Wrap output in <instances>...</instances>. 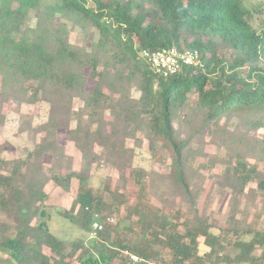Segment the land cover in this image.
I'll list each match as a JSON object with an SVG mask.
<instances>
[{
	"label": "trees",
	"instance_id": "trees-1",
	"mask_svg": "<svg viewBox=\"0 0 264 264\" xmlns=\"http://www.w3.org/2000/svg\"><path fill=\"white\" fill-rule=\"evenodd\" d=\"M66 21L85 35L97 29L96 40L72 44ZM171 46L198 50L202 65L153 73L141 52ZM76 99L82 106L74 111ZM37 100L49 106L36 127L39 141L16 158H0V251L12 264H134L129 254L141 259L135 264H264V250L253 255L264 246V232L252 222L244 230L236 219L249 181L264 198V137L255 134L264 130V0H0V127L7 105ZM59 129L80 152L79 171L59 143ZM139 134L150 140L152 154H169L164 179L190 209L184 233L158 209L139 211L145 234L113 238L117 226H105L87 242H70L51 233L44 208L50 179L68 190L77 178L76 196L60 214L88 234L93 213L107 208L89 185L93 163L107 162L120 176L135 172L142 188L131 167L135 150L125 145ZM206 137L225 149L223 157L204 151ZM49 151L63 173H46ZM216 161L224 165L220 188L231 191L223 234L213 233L194 208V177ZM230 233H237L232 242ZM228 247L237 249L233 256Z\"/></svg>",
	"mask_w": 264,
	"mask_h": 264
},
{
	"label": "rangeland",
	"instance_id": "rangeland-1",
	"mask_svg": "<svg viewBox=\"0 0 264 264\" xmlns=\"http://www.w3.org/2000/svg\"><path fill=\"white\" fill-rule=\"evenodd\" d=\"M260 19L261 17L255 14L252 21L256 24ZM31 22L34 24L35 18H32ZM66 22L69 25V40L72 44L81 46L86 43L85 41L96 40L97 29L93 28L90 35H85L79 26L73 25L69 21ZM91 85L92 81L90 80L86 85V89H89ZM30 88L31 86H29V91L26 93L28 96H31L32 88ZM130 95L137 97L138 93L132 88ZM191 99H195V96L191 95ZM81 106L82 102L79 99L74 100V111L81 108ZM48 108V104L42 100H37L34 103H22L19 107L12 104L5 107L6 121L0 127V158L6 160L16 158L24 148H31L34 143L39 141L41 134L36 131V127L46 121ZM174 124L177 125L176 122ZM64 134L65 129L58 130L59 143L63 145L65 154L72 158V169L79 171L80 152L72 141L64 138ZM255 134L258 137H264V130L259 129ZM149 143L150 140L143 137L142 134H139L137 142H134L132 138L125 139V145L135 150L131 167L141 175V189H139L140 186L134 177L135 172L130 173L127 170L120 176L119 172L107 162L100 161L91 165L89 185L107 207L100 215L103 218L106 216L114 218L113 222L106 225V227H115V229L117 226V232L111 234L113 238L114 236H134L137 233L145 234L147 227L140 228L139 211L146 214L148 210L151 212V210L155 211L154 209L160 210L171 222L176 220L177 230L182 234L184 233L185 229L181 222L188 216L190 209L184 201L173 194L169 189L168 182L164 179L165 174L169 171V154L166 152L158 153V150L157 154H152L149 151ZM94 150L98 153L100 147L95 146ZM204 151L209 156L215 154L220 158L226 153L224 148H217L207 137L205 138ZM201 161V156L196 157L195 166ZM43 167L47 174H50V170L55 173L65 171L64 168L53 164L50 151L44 155ZM5 168V162L1 163V173L5 174ZM223 168L224 165L220 162L216 161L213 165L208 163L207 169L199 168L193 181L197 188L194 208L199 216L207 219L212 226V232L216 234H223L222 230L227 226V218L231 210V191L229 187L220 188V183H223V181L217 179ZM259 168H262V164L259 165ZM44 190L47 194V199L44 202L45 219L51 233L70 242L78 239L87 242L96 236L92 232L88 234L78 229L60 214L61 210L70 208L76 196L78 190L77 178L71 179L68 190L50 179ZM258 213L259 216H257ZM236 219L244 222V230H246L249 222H252L251 228L254 227V230L264 232V198L256 189L255 179L249 181L244 190V195L240 197V202L236 207ZM127 225L132 227V232L125 228ZM236 235L237 233H230L231 242ZM247 238L249 237L247 236ZM262 250H264V246L256 248L253 255L259 256ZM236 251L237 249L233 247L226 249V252L231 256ZM124 254H127V251H124ZM163 255L166 256V259H169L168 254L162 252ZM0 264H12L11 260L1 251Z\"/></svg>",
	"mask_w": 264,
	"mask_h": 264
},
{
	"label": "built area",
	"instance_id": "built-area-1",
	"mask_svg": "<svg viewBox=\"0 0 264 264\" xmlns=\"http://www.w3.org/2000/svg\"><path fill=\"white\" fill-rule=\"evenodd\" d=\"M142 58L149 69L161 76H169L181 70L183 66L199 67L202 65L200 55L196 49L179 50L175 46L161 48L155 51L143 50ZM112 216L102 217L98 212L93 213L91 222L92 233L102 231L107 224L113 222ZM133 263H138L141 259L134 254H129Z\"/></svg>",
	"mask_w": 264,
	"mask_h": 264
}]
</instances>
